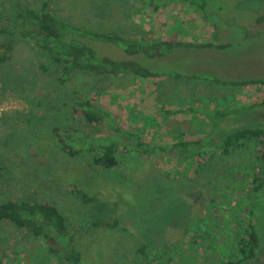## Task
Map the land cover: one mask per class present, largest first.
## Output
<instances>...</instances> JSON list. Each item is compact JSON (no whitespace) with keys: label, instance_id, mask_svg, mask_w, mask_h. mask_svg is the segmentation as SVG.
Segmentation results:
<instances>
[{"label":"rangeland","instance_id":"374dc122","mask_svg":"<svg viewBox=\"0 0 264 264\" xmlns=\"http://www.w3.org/2000/svg\"><path fill=\"white\" fill-rule=\"evenodd\" d=\"M41 1L29 0L36 7ZM46 1L57 16L95 32L230 44L206 54L175 53L174 59L184 60L173 70L185 77L203 73L264 78V23L248 22L252 14L264 15V0H215L214 10L221 6L223 11L212 10L207 21L188 6L161 0ZM216 22L222 28H215ZM45 64L48 59L28 42H19L9 61L0 64V203L23 199L56 204L78 235L83 229L84 236L89 231L95 238L87 237L85 244L91 257L103 264H125L127 255L139 258L135 250L141 246L151 264H221L237 254L246 225L252 222L261 240L254 264H264V193L257 197L250 190L254 174H259L257 143H245L228 157L209 154L211 159L187 164H174L162 156L146 159L124 147L130 146L127 134L132 132L154 145L202 138L214 145L234 130L264 128V105H260L264 87L237 89L186 81L189 78L144 80L79 72L62 83L60 68L43 69ZM90 98L110 112L121 131L116 135L118 169L114 171L76 168V161L84 166L95 157L97 146L78 152L75 161L61 152L60 137L74 140L75 131L99 138L114 134L110 124L90 128L72 113L77 102ZM191 107L221 114L207 116L199 110L193 115L165 114ZM17 135L23 144L13 153L5 150L6 141L17 142ZM46 151L49 159L43 156ZM73 187L98 202L81 204L70 195ZM250 209L254 214H249ZM115 214L122 227L111 232L89 224L93 217ZM41 247L32 236L1 223L0 264H47Z\"/></svg>","mask_w":264,"mask_h":264},{"label":"trees","instance_id":"16d2710c","mask_svg":"<svg viewBox=\"0 0 264 264\" xmlns=\"http://www.w3.org/2000/svg\"><path fill=\"white\" fill-rule=\"evenodd\" d=\"M161 1L166 5L188 6L199 14L203 21L210 18V15L214 13L212 10L220 12L222 9L220 6L218 10H214L215 0ZM39 5V7H36L29 0H13L10 4L5 0H0V37H3V39H0V64L9 61L19 42H28L33 43L41 50L42 54L48 59V65L60 68L59 79L62 83L67 80L72 72H79L93 77L109 76L119 78L132 76L144 80L162 78L182 80L189 78L186 81H204L237 89L254 86L264 87V78L261 77L236 78L226 74L203 73H194L190 77H185L181 72L173 70V66L177 62L180 64L184 60L174 59L175 53L179 51H196L199 53L223 51L230 47L227 42L197 44L150 37L128 38L115 33H100L57 16L55 11L49 8V3L46 0H42ZM254 12H258V10ZM252 15L253 19L248 22L264 23V15ZM214 25L215 28H222L217 25V22ZM105 49L115 50V53H109ZM165 63L168 65L166 69L163 66ZM48 65H43V69H46ZM260 105H264V98L260 101ZM252 107H248L247 110H252ZM210 109L191 107L176 111L167 110L165 114L168 116L174 114L193 115L198 113L197 110L207 116L220 113L209 111ZM71 111L83 122L84 126L95 128L104 123L110 124L109 127L114 134L99 138L94 137L93 133L75 131L74 140L66 142L60 137L61 152L67 154L72 161H75L78 152H90L94 150V146H97L100 151L95 157L87 164H83L84 166L76 161V168L80 167V170H82L84 167H88L111 171L118 169L116 155L119 143L116 140V135L121 131L116 127L117 120L94 98L77 102ZM63 133L65 134V132ZM127 136L130 146L125 144V150L131 149L140 157L146 159H156V157L162 156L171 160L174 164H187L190 161L204 160L205 158L211 159L209 154L216 155L219 153L220 156L228 157L234 151L242 148L245 143H257L259 148L255 159L259 161L257 167L259 174H254L250 190L257 197L264 193V128L261 126H248L234 130L215 144L213 143L214 145H210L209 138H202L197 141L180 140L168 145H154L140 134L132 132ZM16 139L17 142L6 141L4 149L9 150L11 153L15 152L18 149L17 146L23 144L18 135ZM46 152L47 155H41L49 159L50 154L48 151ZM66 167L71 170L70 165ZM70 195L86 206L98 202L97 198L88 195L77 187L72 188ZM249 214H254V211L250 209ZM120 218L116 214L106 219L93 217L90 219L89 224L92 228L108 229L107 232H111L110 230H116L119 225L121 226ZM2 222H8L14 226V229L22 230L40 241L42 252L39 253L45 256L47 264L104 263L103 261L101 263L95 261L91 257L92 251L86 247V238L89 237L87 239L92 240L95 238L91 237L89 231L84 236L83 232L85 230L83 229L78 231L82 235H78L75 231L76 228L54 203L45 202L44 200L23 199H10L1 202L0 225ZM246 228L245 236L237 246V254L221 264L257 263L260 256V236L252 222H248ZM135 254L139 258L127 255L125 264H151L145 246L135 250Z\"/></svg>","mask_w":264,"mask_h":264}]
</instances>
